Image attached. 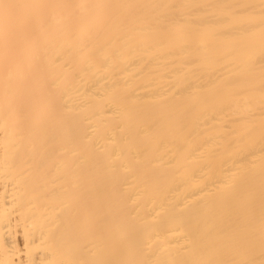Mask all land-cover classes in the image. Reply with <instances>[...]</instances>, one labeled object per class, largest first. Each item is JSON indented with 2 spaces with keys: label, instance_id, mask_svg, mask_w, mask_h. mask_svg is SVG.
Masks as SVG:
<instances>
[{
  "label": "bare ground",
  "instance_id": "obj_1",
  "mask_svg": "<svg viewBox=\"0 0 264 264\" xmlns=\"http://www.w3.org/2000/svg\"><path fill=\"white\" fill-rule=\"evenodd\" d=\"M0 264H264V0H0Z\"/></svg>",
  "mask_w": 264,
  "mask_h": 264
}]
</instances>
